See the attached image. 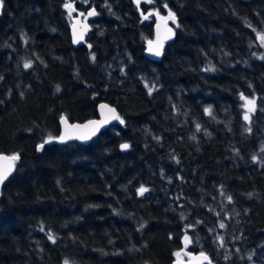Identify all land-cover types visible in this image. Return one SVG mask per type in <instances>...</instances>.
<instances>
[{"label": "trees", "instance_id": "16d2710c", "mask_svg": "<svg viewBox=\"0 0 264 264\" xmlns=\"http://www.w3.org/2000/svg\"><path fill=\"white\" fill-rule=\"evenodd\" d=\"M90 7L74 47L71 18ZM169 12L150 60L154 14ZM262 37L264 0H3L0 154L18 158L0 190V264H171L185 251L264 264ZM100 101L115 123L86 145L47 144L61 117L96 118Z\"/></svg>", "mask_w": 264, "mask_h": 264}, {"label": "water", "instance_id": "95a60500", "mask_svg": "<svg viewBox=\"0 0 264 264\" xmlns=\"http://www.w3.org/2000/svg\"><path fill=\"white\" fill-rule=\"evenodd\" d=\"M73 10V9H72ZM95 12V15H88L89 12ZM97 16V10L90 7L81 15L77 13L71 18L69 33L72 45L74 47L82 46L86 43V37L91 30V21ZM170 37V30L167 22L158 17L154 19V39L149 43L144 51L145 56L153 61L161 59L166 42ZM151 49V50H150ZM160 55H155L156 51ZM105 106V107H102ZM97 117L84 120L82 122H70L66 117L59 119V133L47 142V144H60L66 141H76L79 144L86 145L94 140L111 123H115L119 117L117 109L105 101H100L97 106ZM114 109V112L112 111ZM64 137V139H61ZM122 149V148H121ZM13 157L8 154H0V171L6 172L7 177L0 182V190L5 181L14 172ZM185 260L176 259L171 264H213L210 256L202 252L185 251ZM207 257V259H205Z\"/></svg>", "mask_w": 264, "mask_h": 264}, {"label": "snow or ice", "instance_id": "6c2138e0", "mask_svg": "<svg viewBox=\"0 0 264 264\" xmlns=\"http://www.w3.org/2000/svg\"><path fill=\"white\" fill-rule=\"evenodd\" d=\"M147 2H151V0H147ZM2 6H3V0H0V7H2ZM65 7H66V8H69V9L72 8L71 4H65ZM165 7H167V5H165ZM81 15H83V14H81ZM88 15H95V12H94V11L89 12ZM169 16L173 19V21H175V16H174V14H172L171 12H169ZM145 18L147 19V17H145ZM177 26H178V25H177ZM262 39H264V37H262ZM150 50H151V49H150ZM155 55H160V52L157 50V51L155 52ZM262 58H264V57H262ZM25 67H26V68H27V67H30V63H26V64H25ZM57 91H59V87H57ZM150 91H151V90H150ZM241 98H242V99H245L243 96H242ZM248 103H249V104H254V101L249 100ZM102 107H105V106H102ZM112 111L114 112V109H113ZM116 119H119V117H116ZM245 119H246V120L249 119V117H248L247 114H245ZM120 122L123 123V120H121ZM197 129L199 130V126H197ZM61 139H64V137H61ZM41 147H43V145H41ZM128 147H129L128 144H122V145H121V148H122V149H127ZM17 158H18V157L13 156V157H11L10 159L15 160V159H17ZM253 159L255 160L256 158L253 157ZM6 177H7V173H6V172H3V171H0V182H3V180L6 179ZM138 191H139L140 194L142 195L144 192L148 191V189H146V188H144L143 186H141V188H140ZM250 195H251V194H250ZM229 199H231V198L229 197ZM220 227L223 228V227H224V224L221 223V224H220ZM49 239H50V240H53V242H55V238H54L53 236L49 235ZM205 259H207V257H205ZM65 264H68V262L65 261Z\"/></svg>", "mask_w": 264, "mask_h": 264}, {"label": "rangeland", "instance_id": "374dc122", "mask_svg": "<svg viewBox=\"0 0 264 264\" xmlns=\"http://www.w3.org/2000/svg\"><path fill=\"white\" fill-rule=\"evenodd\" d=\"M154 16L155 17H158V18H160V19H162V20H165L166 22H167V24H168V22H172L173 21V19L169 16V14H163V15H160V14H158V13H155L154 14ZM168 26H169V24H168ZM245 99H242L243 100V103H242V106H243V110H244V112H243V115H244V117H245V114H247L248 115V117H249V114L253 111V109H254V106H255V100H254V98H247V97H244ZM249 100H252V101H254V104H249L248 103V101ZM177 257H179L181 260H183V257H182V255H178ZM176 257V258H177ZM176 260V259H175Z\"/></svg>", "mask_w": 264, "mask_h": 264}]
</instances>
